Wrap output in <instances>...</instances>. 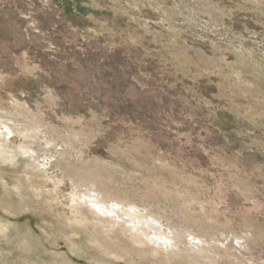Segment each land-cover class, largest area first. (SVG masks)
<instances>
[{
	"label": "rangeland",
	"instance_id": "rangeland-1",
	"mask_svg": "<svg viewBox=\"0 0 264 264\" xmlns=\"http://www.w3.org/2000/svg\"><path fill=\"white\" fill-rule=\"evenodd\" d=\"M0 97V264H162L92 246L73 163L264 264V0H0Z\"/></svg>",
	"mask_w": 264,
	"mask_h": 264
},
{
	"label": "bare ground",
	"instance_id": "bare-ground-1",
	"mask_svg": "<svg viewBox=\"0 0 264 264\" xmlns=\"http://www.w3.org/2000/svg\"><path fill=\"white\" fill-rule=\"evenodd\" d=\"M9 117L0 111V126L4 130L0 133V148L7 145V137L11 134L14 135L13 126L9 123L12 122L14 125V121L8 119ZM63 142L68 143V141ZM94 164L73 163L66 164L65 167L77 179V186L73 188L70 198L72 208L76 212L74 219L75 221H83L85 218L87 221L88 218L92 219L90 222L86 221L85 225L91 228L92 246L98 251L104 249L106 254L111 255L116 260H123L127 254H130L137 257L144 256L150 260L157 258L161 260L162 264H219L217 261L220 260H228L232 264H238L235 253H239V256L244 255L234 247L231 241L226 245H219L220 240L214 236V233H210L205 225L201 227L193 224L194 227L189 228V231L184 233L176 225L164 224L160 216L161 213L154 212L153 206L145 202L144 196L139 195L141 198L138 200L135 194H139L137 190L128 193L129 195H122L119 186L114 185L115 181L122 180L121 177L124 181H130V176L119 168ZM180 214L177 218L180 221L188 222L189 218L187 219L184 212L182 211ZM166 220L168 219L166 218ZM253 238V235H250L245 240L243 239V244L238 241L236 243L244 251H247ZM60 257L67 264H71L63 256ZM148 261L136 263L130 259L128 264H150ZM93 263L115 264L114 261L101 259L99 255L93 257Z\"/></svg>",
	"mask_w": 264,
	"mask_h": 264
}]
</instances>
